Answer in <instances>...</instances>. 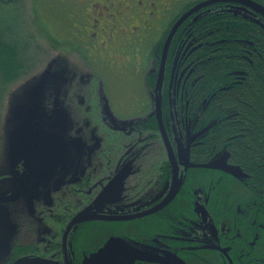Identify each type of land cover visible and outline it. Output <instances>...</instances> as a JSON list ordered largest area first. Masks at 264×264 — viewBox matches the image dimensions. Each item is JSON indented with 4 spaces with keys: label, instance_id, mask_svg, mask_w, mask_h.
<instances>
[{
    "label": "flooded vegetation",
    "instance_id": "af4514ba",
    "mask_svg": "<svg viewBox=\"0 0 264 264\" xmlns=\"http://www.w3.org/2000/svg\"><path fill=\"white\" fill-rule=\"evenodd\" d=\"M89 1L91 3L87 7L95 13L102 14L103 10L108 9H115L118 12L116 5L110 0ZM207 1L211 2L189 15L181 25L191 19V17L201 14L204 10L214 8L230 9L235 12L252 14L264 23V15L257 12L248 4L237 0H122V3L133 12L131 20L138 16L141 17L142 23L135 28L138 37L139 34L143 35L139 39V43H137V48L162 50L169 31L175 22L190 9ZM248 1L254 2L264 8V0ZM101 4H103V8ZM93 19L96 22L98 21L95 18ZM262 26L264 28V25ZM90 32L92 33L93 31L90 30ZM133 43L135 44V42ZM128 44L134 47L131 42ZM100 49L101 44L96 40L95 52L93 49L92 51L99 54ZM87 56L89 55L87 54ZM187 69L188 67L185 70ZM67 90L68 88L60 94V100H64L65 97L72 99V90L69 92ZM100 92L98 89L91 87V90L88 92L91 95L89 96L91 103L88 106L82 107L88 108V110L95 109L94 100L98 96H93L94 99L92 95L93 93ZM83 97V94L78 91L76 99L79 103H82ZM49 104L47 102L45 108L52 107L53 118L62 120V115L59 112L56 114V107H53V105L49 106ZM63 107L64 113L69 114L71 120L69 123L66 121L62 123L60 121L64 124L62 127L58 125L56 120V129L58 131L54 135V138H32L29 144L31 149L23 147L20 152V154L22 153V158L15 161H12V157L9 159L8 156V163L5 165H2V152L0 158V178H6L4 179L5 181L9 180V184L0 189V197L8 196L17 191H21L22 193L14 200L0 201V250L6 253L0 264L12 263L16 258L26 255L25 252L29 248L33 249H31L32 254L29 255H37L50 259L52 264H64V251L62 248L63 232L70 220L78 212L87 209L90 212L116 215L149 211L156 208L167 198L173 184H177L178 181L180 188L176 195L156 212L129 220H91L75 224L67 238L68 258L79 257L82 261L92 252H96L110 237L119 236L125 240H130L141 252L159 256L174 253L186 263L188 255L198 257L205 253V246H211L217 250L212 251L213 255L218 253L223 257V260H219V264H230V261L234 264L229 250L230 242L234 243L233 238L230 235L223 237L222 234H227L229 230L226 231L227 227L225 228V226H221L222 228L218 227L215 224L216 222L210 217V212L206 205L209 199L206 195L208 193L205 191L204 179H197L196 181L191 179L197 175L203 177L205 175V170L203 169L216 170L217 173L212 174L211 185L217 188L221 178L225 177L221 176V172L227 175L230 174L219 169L191 166V164H204L208 161L228 163V158L216 161L221 158V153L216 152L211 155L209 160L205 161V149L200 144L197 148L198 153H192V146L202 141H198V135L191 132L192 135L188 130L186 133L184 130L182 119L187 118V106L171 107L167 108L166 111H163L161 108L163 124L174 150L172 157L169 156L166 150L155 116L157 132L160 134L165 150V158L161 161L150 159L153 157L149 151L150 147L152 148V145H155L152 141L159 138L156 132L147 131L145 127L148 126V123L146 122L142 123V126H139L140 120L145 119L151 113L155 115L154 104L150 106V109H143L140 106L141 110H143L138 111L134 117L136 121L133 124H124L117 121V119L110 120L108 115H103L104 117L101 120L105 127L102 130H98V123L93 120L95 118L92 115L93 111L91 113L84 111L83 119L86 120L84 121V128H79L75 123L78 122V119H82L80 117L81 110L77 113V108L73 104ZM169 110L171 111L169 112ZM125 116L130 118L131 115ZM53 118L47 122H45L44 118L39 121L43 130L49 131L55 128V123L51 122ZM91 118L92 121H90ZM35 123L37 125H34V127L37 129L39 124L38 122H34L33 124ZM175 124L177 127L181 126L180 132H173L171 130ZM42 129L40 133L44 132ZM134 133L137 134L132 137ZM119 134L127 138L123 139L117 136ZM23 141L26 140H21V142ZM0 147L1 149L4 148L3 150H7V142L4 147L2 137L0 138ZM179 148L183 150V154L179 153ZM25 149L28 150L27 155L25 154ZM122 149H124L123 152H118ZM154 160L157 162L154 163ZM110 162L112 163L111 168L109 166ZM148 164L150 168L146 169V165ZM174 170L177 171L175 182ZM118 175H123V180L113 182ZM119 188L121 190L117 191ZM116 191L117 193L115 194ZM217 194L215 195L216 203H219V192ZM183 201H186V204ZM17 203L22 204L21 211L24 212L25 226L29 225L32 228L33 226L29 222V214L33 216L32 213L34 212L35 205L38 204L48 210H51V207L55 206L56 226L52 228L45 227L44 234L49 235L46 237L43 245L37 242L28 245L26 240L17 237L19 234L18 230L25 226L21 225L22 228L19 227L15 223L13 215L9 219L8 210V207ZM200 205H203L208 212L206 221H203L200 216ZM176 206H182L184 211L176 214L174 212V207ZM62 210L68 211V217L64 220V223H61ZM160 211L162 212L157 214ZM38 212L44 218L42 214L45 213V210L40 209ZM151 215H155L158 218V222H162V216L166 217L163 222L166 225L163 232L138 234L137 231L119 232L120 229H118L115 232H109L95 247H87L85 243H82L83 240L80 238L79 233H83V230L87 226L113 225L112 227H117L115 224L124 223L129 226H136L139 224L137 220ZM33 219L36 218L34 217ZM259 225L263 227L262 224ZM38 241L43 242L44 239ZM55 241L56 248L54 249L53 242ZM248 243L252 244L253 241H248ZM240 246L247 248V251L243 249L239 251L234 250L232 254L235 257L238 255L250 256L251 249L249 246Z\"/></svg>",
    "mask_w": 264,
    "mask_h": 264
},
{
    "label": "trees",
    "instance_id": "16d2710c",
    "mask_svg": "<svg viewBox=\"0 0 264 264\" xmlns=\"http://www.w3.org/2000/svg\"><path fill=\"white\" fill-rule=\"evenodd\" d=\"M13 1L3 0L1 3ZM0 9L6 11L3 7ZM62 16L70 21L71 17ZM261 21L252 14L221 8L206 9L191 17L179 27L170 43L162 87V110L187 106V118L182 119L184 130L186 133L187 130L190 133L202 130L198 137V141L202 142L192 146V153H198L199 144L205 149V161L216 152H227L228 163L247 174V177L239 178L221 172V176L225 177L221 178L217 188L211 185L212 174L217 173L216 170L203 169V177L197 175L191 178L195 181L204 179L210 217L218 227L225 226L226 231L229 230L227 234H222L223 237L230 235L233 238L234 243L230 242L229 250L234 264H264V28ZM33 24L34 30L39 31L35 18ZM6 29L0 31V86L3 93L6 84L15 83L29 72L31 61L28 62V54L34 36L29 34L32 32H27L26 46L29 49L22 59L20 40L8 41ZM43 33L50 35L46 30ZM65 48L67 50V46ZM160 54L161 49H151L147 58L151 71L145 74L144 86L151 96V105ZM66 72L59 65L53 69L46 66L38 74H50L52 84L56 85ZM146 97L148 100L147 93H142V102H146ZM144 122L148 123L145 127L147 131H157L153 113L140 120L139 126ZM171 130L180 132L181 126L175 124ZM217 192L219 203L215 198ZM183 202L186 204V201ZM174 208L176 214L184 211L182 206ZM67 217L68 212L63 211L61 223ZM165 218L162 216V222H158V218L151 215L137 220L139 224L136 226L124 223L121 228L113 225L87 226L79 234L83 244L95 247L109 232L118 229L137 231L138 234L163 232ZM53 245L55 249L56 241ZM240 245L249 246L250 256L235 257L232 254L234 250L247 251ZM31 249L25 253L32 254ZM204 249L205 253L198 257L188 255L187 263L219 264V260H223L221 254H212V251H217L215 248L205 246ZM72 261V264H80L81 258L74 257ZM136 264L156 263L138 261Z\"/></svg>",
    "mask_w": 264,
    "mask_h": 264
},
{
    "label": "rangeland",
    "instance_id": "374dc122",
    "mask_svg": "<svg viewBox=\"0 0 264 264\" xmlns=\"http://www.w3.org/2000/svg\"><path fill=\"white\" fill-rule=\"evenodd\" d=\"M2 1L0 0V8L3 7L6 11L0 9V31L3 32L7 27L5 31L7 40L10 42L20 40L18 43L22 46V59L26 57L29 49L26 46L27 32L34 34L32 45H30L31 51L28 54V62L31 61L29 72L20 76L15 83L6 84L4 93L0 86V138L3 139L4 147L7 142V150L0 147V158L3 152L2 165L8 163V156L9 159L13 158L12 161L21 159L22 148L31 149L29 144L32 138H54L58 131L56 120L60 127L64 125L63 122L69 123L71 120L69 114L64 113L63 106L73 104L77 108V113L81 110L80 117L82 119H78V122L74 120L75 125L79 128H84V121H86L83 119L84 111L88 113L93 111L92 115L95 116L93 120L98 123V130L104 129L105 126L101 119L106 115L110 120L117 119L124 124H133L136 121L134 117L141 109L140 105L150 109L151 97L145 89L144 78L146 72L151 71L147 66V58L151 49L137 48V43L143 35L139 34L138 37L135 28L140 26L142 20L140 16L131 20L133 12L122 3V0H110L116 5L118 12L115 9H108L103 10L102 14L95 13L87 7L91 3L89 0H14L7 4L1 3ZM62 14L66 18L70 16V21H66ZM34 18L38 22L36 28L39 31L34 30ZM93 18L98 21H94ZM45 30L49 31L50 35H45L43 33ZM90 30L93 32L91 33ZM96 40L101 44L99 54L94 53ZM129 42L134 47L129 45ZM59 65L63 71L67 72L63 73L61 78L56 81V85L52 84L53 79L50 74H38L46 66L48 69H53ZM41 80H43L42 83ZM91 87L101 92L93 93L92 97L98 96L94 100L96 106L95 109L88 110L82 106H88L91 103L89 100L91 95L88 93ZM67 88V92L72 90V99L65 97L64 100H60V94ZM78 91L84 96L82 103L76 99ZM142 93L145 95L147 93L149 103L147 97L146 102H142ZM47 102L50 103L49 106L53 104L56 107V114L59 112L62 115V120L53 118L52 107L45 108ZM128 114L131 115L130 118L125 116ZM43 118L45 122L53 118L51 122L55 123V128L49 131L43 130L39 124ZM31 120L33 121L30 122ZM34 122L39 124L37 129L34 127L37 125L33 124ZM41 129L44 132L40 133ZM155 132L159 138L152 141L155 145L150 147V154L153 155L150 159L161 161L165 158V150L159 132ZM136 134H132V137ZM117 136L123 139L127 138L120 134ZM21 140L26 141L21 142ZM124 149L118 152H123ZM25 154H28L27 149H25ZM224 157L225 154L222 159ZM156 160L154 163L157 162ZM109 166L111 168V162ZM149 168L150 165H146V169ZM4 179L6 178H0V189L9 184V180L5 181ZM40 209L45 210V213L42 214L44 218L38 214ZM8 210L9 219L13 215L15 223L19 227L25 226L21 203L11 205ZM63 211L61 212L63 213ZM32 214L33 216L29 214V222H31L29 224L33 228L29 225L21 227L17 237L26 240L28 245L36 242L43 245L49 235L44 234L45 227L56 226L55 206L48 210L37 204ZM34 217L36 219H33ZM115 225L120 227L121 224ZM123 231L125 230L120 229L119 232ZM41 239L44 241L39 242L38 240ZM5 255L6 253L0 250V261Z\"/></svg>",
    "mask_w": 264,
    "mask_h": 264
},
{
    "label": "water",
    "instance_id": "95a60500",
    "mask_svg": "<svg viewBox=\"0 0 264 264\" xmlns=\"http://www.w3.org/2000/svg\"><path fill=\"white\" fill-rule=\"evenodd\" d=\"M242 3H246L252 8H254L257 12L264 15V8L254 2H250L248 0H237ZM209 2L207 1L204 3L198 4L196 7L190 9L188 12L183 14L181 18L178 19V21L174 24L170 31V35L168 36L163 50L161 52L160 57V64L158 67V73H157V79L156 84L154 88V113L157 119V124L161 133V137L164 141L166 150L170 157L174 155V150L171 145L170 139L168 137V134L165 130L163 120H162V84H163V78H164V72H165V64H166V57L168 52V47L170 44V40L175 33L176 29L179 27V25L193 12L197 11L198 9L202 8L203 6H206ZM179 153L183 154V150L179 148ZM173 161V159L171 158ZM188 161V160H186ZM173 164V162H172ZM191 166H200V167H206V168H214L224 171L225 173H228L235 177H243L246 174L243 173L239 167L228 165L225 162H212L206 164H198V165H192ZM122 174V173H121ZM177 179V171L174 170V182ZM116 180H123L122 176L115 177L114 181ZM180 188L179 181L177 184H173V187L167 196L156 208L149 210V211H142L132 214H104V213H96V212H90L87 209L82 210L78 212L68 223L66 226L63 236H62V248L64 251V264H71V259L68 258L67 253V238L69 235L70 230L72 227L83 221H91V220H106V221H119V220H129L134 218H140L142 216L151 214L153 212H156L158 209L165 206L169 201L173 199V197L176 195ZM121 190L120 188L117 190ZM115 192V194L117 193ZM21 191H17L13 194H9L8 196L0 197V201H7V200H14L18 198L21 195ZM199 212L200 216L203 219V221H206L208 217V212L206 208L203 205L199 206ZM143 247V245H141ZM136 261H145V262H156L160 264H186L184 260H182L180 257L176 256L174 253H167L165 256H159L155 254L145 253L139 251V249L130 241L125 240L119 236H112L110 237L96 252H92L88 257H85L81 264H135ZM52 264L50 259L41 257V256H21L17 259H15L10 264ZM230 264L231 261H230Z\"/></svg>",
    "mask_w": 264,
    "mask_h": 264
}]
</instances>
